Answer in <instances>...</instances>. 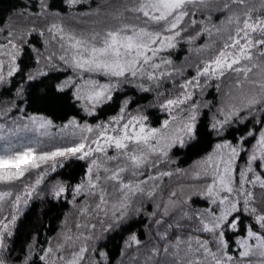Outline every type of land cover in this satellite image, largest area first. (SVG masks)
<instances>
[{"label":"snow or ice","instance_id":"obj_1","mask_svg":"<svg viewBox=\"0 0 264 264\" xmlns=\"http://www.w3.org/2000/svg\"><path fill=\"white\" fill-rule=\"evenodd\" d=\"M13 15L0 23V88L14 87L0 101V264H264V0H24ZM54 72L71 74L50 82ZM213 84L218 103L198 99ZM40 87L46 107L27 112ZM126 87L154 94L159 127L120 99ZM117 100L94 123L47 114L71 101L96 117ZM208 136L210 151L172 167ZM75 162V182H47ZM175 176L186 183H165ZM36 199L73 211L55 237L41 244L37 233L14 256ZM148 202L149 239L130 232L114 259L101 242Z\"/></svg>","mask_w":264,"mask_h":264},{"label":"trees","instance_id":"obj_2","mask_svg":"<svg viewBox=\"0 0 264 264\" xmlns=\"http://www.w3.org/2000/svg\"><path fill=\"white\" fill-rule=\"evenodd\" d=\"M58 2V0H57ZM101 2V0H96ZM112 3H116L117 0H111ZM24 0H0V23H12L14 21V13L16 10L23 6ZM95 7V3L93 4ZM199 41L198 43H202ZM33 43L39 45L37 37H33ZM188 55L187 45H181L173 53V58L179 64L185 56ZM25 62L31 66V62L25 57ZM70 72H54L50 74V82H55V78L59 77L63 79L65 76L70 75ZM18 79V78H17ZM45 89L40 87L33 92V95L29 96L27 102L21 104L27 112H33L37 109H44L46 105L37 100L38 95H42ZM14 87L0 88V101H8L13 97ZM71 93H69L70 95ZM125 95L132 96L134 103L131 108L135 110L137 106L146 110V114L149 116V123L153 127H159L161 121L164 119L160 113V109L155 104L154 94H147L138 92L136 89L126 87L123 93H120V99ZM204 101L211 102L213 105L218 103V94L215 86H211L206 90L204 94ZM119 101L113 102L109 106L102 108L96 117H86L83 112L77 106H74L71 101L66 104H61L58 107H47V114L56 121L57 124L64 122L69 116H76L77 119H87L89 123H94L99 120H107L109 116L115 115L118 111ZM17 113L13 112V115ZM211 116V112L208 109H202V125H206L208 119ZM215 143V138L208 136L195 146L185 149L174 155V159L177 161L172 167L186 168L190 166L194 161L203 156L206 152L211 150V146ZM242 163V161H241ZM83 162H75L70 167L58 170V173L52 174L48 178V183L56 179H68L71 182H75L74 178H79L83 173ZM43 187V185L41 186ZM202 200H196L194 206H202ZM70 206L65 203H57L49 200L36 199L30 205V210L26 211V214L21 218L18 224V231L14 238L15 251L13 255L20 254L27 242L30 241L33 235L39 233V242L43 244L46 237H53L59 230L63 216L69 211ZM148 225V216L145 214L133 216L132 219L121 228L118 232L113 233L109 239L102 241L101 243L106 245V249L110 252L114 259L119 257V248L123 239L127 238L130 232H136L141 240H146V228Z\"/></svg>","mask_w":264,"mask_h":264},{"label":"rangeland","instance_id":"obj_3","mask_svg":"<svg viewBox=\"0 0 264 264\" xmlns=\"http://www.w3.org/2000/svg\"><path fill=\"white\" fill-rule=\"evenodd\" d=\"M184 61V60H183ZM182 61V62H183ZM181 62V63H182ZM188 74H191V73H188ZM210 87H208L206 90H208ZM206 90L204 91V93H203V95L202 96H199L198 97V99H200V100H202V101H204V94H205V92H206ZM217 94H218V101H219V99H220V95H219V93L217 92ZM160 113L163 115V117H164V119L166 118V115H165V113H163L162 111H160ZM16 115V114H15ZM193 164V163H192ZM191 164V165H192ZM190 165V166H191ZM190 166H188V167H186V168H184V169H188ZM165 183L166 184H169V185H171V186H175L176 184H179V183H186V181L184 180V178L183 177H179V176H175V177H173V178H171L170 180L168 179V178H166L165 179ZM165 195H166V192H165ZM152 208H153V205L150 203V202H148V203H145V206H144V214L147 216V212H150V211H152ZM72 209H71V207H70V209H69V211L67 212V213H72ZM64 218H65V215L63 216V220H64ZM71 219H72V217L70 216L69 217V223H71ZM60 226H61V224H60ZM60 226H59V230H60ZM152 228V224H151V221H150V218L148 217V225H147V228H146V240L145 241H147L148 239H149V229H151ZM58 230V231H59ZM57 231V232H58ZM57 235V233L53 236V237H55Z\"/></svg>","mask_w":264,"mask_h":264}]
</instances>
